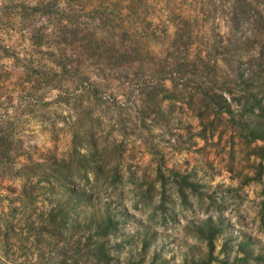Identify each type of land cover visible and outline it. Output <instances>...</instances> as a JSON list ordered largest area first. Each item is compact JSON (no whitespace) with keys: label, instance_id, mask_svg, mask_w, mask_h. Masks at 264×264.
Returning <instances> with one entry per match:
<instances>
[{"label":"rangeland","instance_id":"374dc122","mask_svg":"<svg viewBox=\"0 0 264 264\" xmlns=\"http://www.w3.org/2000/svg\"><path fill=\"white\" fill-rule=\"evenodd\" d=\"M250 97L264 0H0V264H264Z\"/></svg>","mask_w":264,"mask_h":264},{"label":"trees","instance_id":"16d2710c","mask_svg":"<svg viewBox=\"0 0 264 264\" xmlns=\"http://www.w3.org/2000/svg\"><path fill=\"white\" fill-rule=\"evenodd\" d=\"M247 111L250 112V114L253 115V119L254 121L257 123L259 121V117L264 114V104L261 103L260 99H257L255 97H250L249 101H248V107H247ZM259 127L257 126V130H255L253 132L254 136H260L259 133Z\"/></svg>","mask_w":264,"mask_h":264}]
</instances>
